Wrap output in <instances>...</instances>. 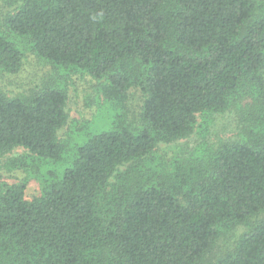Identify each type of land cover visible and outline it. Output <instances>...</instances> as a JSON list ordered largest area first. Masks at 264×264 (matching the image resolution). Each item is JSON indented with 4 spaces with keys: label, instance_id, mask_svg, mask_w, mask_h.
I'll list each match as a JSON object with an SVG mask.
<instances>
[{
    "label": "trees",
    "instance_id": "16d2710c",
    "mask_svg": "<svg viewBox=\"0 0 264 264\" xmlns=\"http://www.w3.org/2000/svg\"><path fill=\"white\" fill-rule=\"evenodd\" d=\"M1 1L0 71L20 72L14 38L26 39L38 58L101 82L112 116L58 169L65 88L0 92V170L32 164L40 184L29 201L25 180L0 181V264H264V218L205 263L221 230L264 211V0ZM131 89L142 96L133 121ZM229 110L235 139L153 158L198 117ZM17 148L26 158L2 161Z\"/></svg>",
    "mask_w": 264,
    "mask_h": 264
},
{
    "label": "rangeland",
    "instance_id": "374dc122",
    "mask_svg": "<svg viewBox=\"0 0 264 264\" xmlns=\"http://www.w3.org/2000/svg\"><path fill=\"white\" fill-rule=\"evenodd\" d=\"M5 13L6 9L0 0V15ZM14 40L24 54L22 69L15 75L0 71V92L9 97L26 95L48 85L63 86L66 90L68 121L58 135L66 143L67 151L63 161L54 167L61 169L69 164L74 146L80 144L83 137L87 136L88 133L93 132L95 125L102 124L112 116L109 106L103 101L99 92L101 82L75 69L56 68L38 58L26 39L14 38ZM141 102V92L137 89H131L126 103L129 121L138 118ZM205 119L208 122L201 117L197 118V128L188 138L172 144H160L153 158L168 163L175 157L188 156L204 142L216 144L221 140L236 138L238 133L237 116L232 110ZM17 157L26 158L25 150L17 148L12 153L5 155L2 161ZM27 160L25 159V161ZM32 168V164L29 163L24 169L7 170L2 167L0 181L13 184L25 180V198L30 201L40 195V184L34 175L36 172ZM262 218H264V211L251 217L247 224L238 225L229 231L221 230L213 248L206 256L205 263L213 261L216 256L232 248L236 240L247 230L249 223H254Z\"/></svg>",
    "mask_w": 264,
    "mask_h": 264
}]
</instances>
